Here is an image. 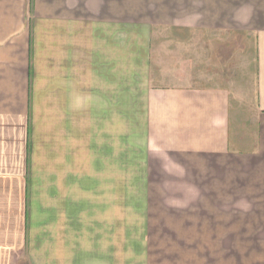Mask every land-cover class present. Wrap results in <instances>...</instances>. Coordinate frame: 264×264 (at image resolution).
I'll use <instances>...</instances> for the list:
<instances>
[{
  "label": "crops",
  "instance_id": "0c3cea01",
  "mask_svg": "<svg viewBox=\"0 0 264 264\" xmlns=\"http://www.w3.org/2000/svg\"><path fill=\"white\" fill-rule=\"evenodd\" d=\"M138 15L0 0V264H264V234L109 233L111 115L123 145L131 129L149 163L197 180L199 208L264 209V0ZM205 31L252 52L207 56Z\"/></svg>",
  "mask_w": 264,
  "mask_h": 264
},
{
  "label": "rangeland",
  "instance_id": "374dc122",
  "mask_svg": "<svg viewBox=\"0 0 264 264\" xmlns=\"http://www.w3.org/2000/svg\"><path fill=\"white\" fill-rule=\"evenodd\" d=\"M181 8L182 0H127V17L137 16L141 11L180 13ZM170 34L181 35L173 31ZM191 39L196 43L199 40L200 46L205 44L207 56L211 52L213 55L214 47L218 54L237 58L239 63H245L248 53L252 52V41L240 32L220 35L205 31L191 34ZM240 71L239 66V78L242 75L239 89L244 90L246 74ZM115 117L111 115L109 211L108 217L104 216L109 222V233L264 234V209L199 208L204 204L197 201V180L184 178L178 164L159 161L154 154L153 162L149 163L148 151L144 155L141 147L129 144L131 129H127L123 145L125 140H120L117 129L113 128L117 127ZM165 165L170 168H164ZM46 229L42 227L40 232H47Z\"/></svg>",
  "mask_w": 264,
  "mask_h": 264
}]
</instances>
